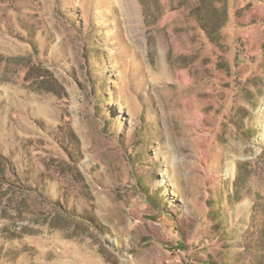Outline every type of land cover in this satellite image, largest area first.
I'll use <instances>...</instances> for the list:
<instances>
[{
  "label": "rangeland",
  "instance_id": "obj_1",
  "mask_svg": "<svg viewBox=\"0 0 264 264\" xmlns=\"http://www.w3.org/2000/svg\"><path fill=\"white\" fill-rule=\"evenodd\" d=\"M0 264H264V0H0Z\"/></svg>",
  "mask_w": 264,
  "mask_h": 264
},
{
  "label": "trees",
  "instance_id": "obj_2",
  "mask_svg": "<svg viewBox=\"0 0 264 264\" xmlns=\"http://www.w3.org/2000/svg\"><path fill=\"white\" fill-rule=\"evenodd\" d=\"M221 26H223V24H220L218 27L216 28H212L211 30H208L207 27H204V30L206 31L207 35L209 36V38L211 40H213V32L217 31ZM245 171H247L246 169L243 170V168L238 165L237 166V175H236V179L234 181V187L235 189H238L239 186L248 178L249 173L247 172V174L245 175Z\"/></svg>",
  "mask_w": 264,
  "mask_h": 264
},
{
  "label": "bare ground",
  "instance_id": "obj_3",
  "mask_svg": "<svg viewBox=\"0 0 264 264\" xmlns=\"http://www.w3.org/2000/svg\"><path fill=\"white\" fill-rule=\"evenodd\" d=\"M99 1V3L100 4H102V3H106V0H98ZM114 21H115V19H113ZM114 21H112V22H114ZM117 43L119 44V48H120V50H122V53L124 52V50L122 49V48H127V46L125 45V43H123V41L121 40V38H117ZM118 53H119V51H118ZM121 53V52H120ZM117 54V53H116ZM121 55H123V54H121ZM118 57H119V55H117ZM122 60V59H121ZM120 61V60H119ZM123 61V60H122ZM121 61V62H122ZM126 67V66H125ZM120 73V72H119ZM120 75H121V73H120ZM127 76V75H126ZM116 83V82H115ZM125 83V82H124ZM117 84V83H116ZM117 105V104H116ZM118 109H121V106L119 105V108Z\"/></svg>",
  "mask_w": 264,
  "mask_h": 264
}]
</instances>
